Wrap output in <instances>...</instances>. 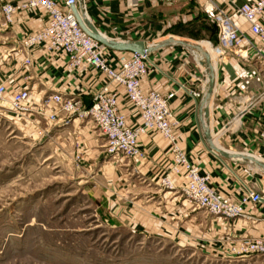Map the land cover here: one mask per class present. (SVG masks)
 <instances>
[{
  "label": "crops",
  "instance_id": "0c3cea01",
  "mask_svg": "<svg viewBox=\"0 0 264 264\" xmlns=\"http://www.w3.org/2000/svg\"><path fill=\"white\" fill-rule=\"evenodd\" d=\"M22 1L26 0H0V84L7 86L9 94L25 89L32 92L31 111L22 119L8 111L14 119L29 125L50 123L47 115L54 104L44 105L49 96L77 97L88 107L106 78L88 66L71 69L70 57L63 52L52 53L43 45L25 47L24 41L45 26L47 14L41 8L30 9L16 14L13 24L5 23L2 6ZM248 1L253 0H85V4L94 25L111 38L155 43L174 37L199 42L188 39L186 34L205 31L209 40L205 42L211 43L210 52L217 55L212 59L216 86L209 105V129L214 145L231 156L251 155L264 161V43L251 32L244 18L234 15ZM210 9L217 14L234 15V22L245 37L240 49L244 56L237 49H217L218 26L207 14ZM260 21L264 25V15ZM104 49L111 61L122 55ZM148 57L149 71L143 79V89L174 94L170 106L177 121L176 140L188 160L201 173L210 174L211 185L234 203L239 204L250 191L264 195V173L255 164L219 158L210 149L199 116L208 74L197 53L172 44ZM117 90L121 111L127 114L131 125L138 124L137 110L126 99L123 89ZM0 106L8 110L7 105ZM79 123L75 120L71 126L53 125L59 132L68 131L81 140L88 156L102 158L103 139L91 123L84 127ZM139 145L145 159L132 165V170L113 167L108 171L110 176L104 178L107 184H102L112 191L108 194L102 190L103 199L112 204L113 218L119 224L144 227L146 235L159 233L218 257L244 261L255 257L237 256L233 248L244 238L264 235L263 203L244 205L245 216L231 221L191 209L175 193L177 190H164L160 183L173 162L170 142L159 132L151 131L139 138ZM172 178L176 186L182 184L181 177Z\"/></svg>",
  "mask_w": 264,
  "mask_h": 264
},
{
  "label": "rangeland",
  "instance_id": "374dc122",
  "mask_svg": "<svg viewBox=\"0 0 264 264\" xmlns=\"http://www.w3.org/2000/svg\"><path fill=\"white\" fill-rule=\"evenodd\" d=\"M186 35L210 51L205 31ZM12 116L0 106V264L264 263L263 256L218 257L159 233L146 235L144 227L119 224L103 199L104 178L113 167L132 170L135 163L111 153L96 129L103 139L100 159L49 120L29 125ZM175 193L186 201L179 187Z\"/></svg>",
  "mask_w": 264,
  "mask_h": 264
},
{
  "label": "built area",
  "instance_id": "2783aa9c",
  "mask_svg": "<svg viewBox=\"0 0 264 264\" xmlns=\"http://www.w3.org/2000/svg\"><path fill=\"white\" fill-rule=\"evenodd\" d=\"M77 4V0H26L2 6L3 18L7 24H13L16 14L20 12L36 8L45 10V26L30 35L23 45L27 48L43 45L52 53L63 52L70 57L71 69L81 70L88 66L106 78L88 107L77 97L49 96L44 105L53 103L54 108L47 115L48 120L65 125H70L75 120L91 123L107 140L111 153L132 160L135 164L145 159L139 138L148 132L157 131L170 142L173 153L169 172L161 182L163 187L171 190H178L179 187L190 206L204 210L209 215L226 221L245 216L244 205L258 204L264 199V195L250 191L238 204L211 185L210 174L201 173L199 167L188 160L176 140L177 121L170 106L174 94L163 95L155 90L143 89V79L149 71L148 55L122 53L115 61L108 59L103 52L104 47L79 25L72 11V7ZM207 14L218 26L217 49H237L244 56L240 49L245 37L234 22V15L244 18L249 23L251 32L264 43V25L260 21L264 15V0L248 1L232 16L217 14L214 9L207 10ZM114 87L123 89L126 99L137 110L140 121L138 124L131 125L127 114L121 111L119 93ZM31 102L30 90L9 94L7 86L0 84V104L7 105L11 114L21 119L26 117L31 111ZM172 176L181 177L182 184L176 186ZM233 251L240 257H264V235L242 239Z\"/></svg>",
  "mask_w": 264,
  "mask_h": 264
},
{
  "label": "water",
  "instance_id": "95a60500",
  "mask_svg": "<svg viewBox=\"0 0 264 264\" xmlns=\"http://www.w3.org/2000/svg\"><path fill=\"white\" fill-rule=\"evenodd\" d=\"M77 1L78 5L73 6L72 11L76 16L79 25L92 39L100 43L103 47L121 53H138L141 55H148L168 45L179 44L186 46L200 54L202 56V65L205 67V70L208 74V88L202 100V106L200 109L199 116L201 124L203 126L205 138L210 146L212 153L219 158H237L246 162H250L252 164H255L264 173V161L251 155L231 156L230 154L224 152L223 150L217 148L214 145L211 131L209 129V105L215 91L216 71L210 55L208 54V52L203 50L200 44L189 40L176 39L174 37H170L166 40L155 43H149L142 40L133 41L111 38L106 34L102 33L94 25V23L88 16L85 0ZM261 203L264 204V199L261 200Z\"/></svg>",
  "mask_w": 264,
  "mask_h": 264
},
{
  "label": "bare ground",
  "instance_id": "6f19581e",
  "mask_svg": "<svg viewBox=\"0 0 264 264\" xmlns=\"http://www.w3.org/2000/svg\"><path fill=\"white\" fill-rule=\"evenodd\" d=\"M207 45L210 47V46H211V43H210V42H207ZM201 47H202V46H201ZM202 48H203V47H202ZM203 50L206 51V52H208V54L210 55L211 59L215 60L214 57L217 56V55H216V52H215V53L210 52V51H208V50L205 49V48H203ZM196 53H197V52H196ZM197 55H198L197 58H199V61L202 62V56H201L200 54H198V53H197ZM215 55H216V56H215ZM213 60H212V61H213ZM199 61H198V62H199ZM213 63H214V62H213ZM201 65H202V64H201ZM202 67L204 68L203 65H202Z\"/></svg>",
  "mask_w": 264,
  "mask_h": 264
}]
</instances>
